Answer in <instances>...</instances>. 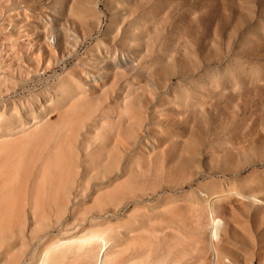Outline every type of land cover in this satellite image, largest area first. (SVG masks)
I'll return each instance as SVG.
<instances>
[{"label":"rangeland","instance_id":"374dc122","mask_svg":"<svg viewBox=\"0 0 264 264\" xmlns=\"http://www.w3.org/2000/svg\"><path fill=\"white\" fill-rule=\"evenodd\" d=\"M42 255L264 264V0H0V264Z\"/></svg>","mask_w":264,"mask_h":264},{"label":"bare ground","instance_id":"6f19581e","mask_svg":"<svg viewBox=\"0 0 264 264\" xmlns=\"http://www.w3.org/2000/svg\"><path fill=\"white\" fill-rule=\"evenodd\" d=\"M250 200H255L254 199V197H248ZM213 220H214V224H213V227H212V231H211V238L213 239L214 237H218V234H219V231H220V220L219 219H216V218H213ZM102 241H104L105 242V240H104V238H100ZM214 258H215V260L214 261H216L217 260V258H218V252H217V250L214 248ZM43 255H42V257H41V263L40 264H43Z\"/></svg>","mask_w":264,"mask_h":264}]
</instances>
